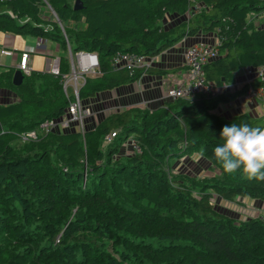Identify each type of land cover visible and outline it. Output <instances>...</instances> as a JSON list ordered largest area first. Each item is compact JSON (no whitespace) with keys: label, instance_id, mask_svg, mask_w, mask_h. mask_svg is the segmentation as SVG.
I'll return each mask as SVG.
<instances>
[{"label":"trees","instance_id":"trees-1","mask_svg":"<svg viewBox=\"0 0 264 264\" xmlns=\"http://www.w3.org/2000/svg\"><path fill=\"white\" fill-rule=\"evenodd\" d=\"M75 1L0 0V33L96 53L99 74L81 85V101L143 74L167 73L150 67L129 75L112 67L116 53L154 58L217 27L220 55L204 66L206 82L228 84L238 70L264 66V22L251 18L264 14V0H78L74 10ZM196 3L202 7L185 20ZM169 16L176 21L167 27ZM59 70L68 71L64 56ZM14 71L0 68V88L16 97L0 104V264H264V219L232 218L213 202L264 203V181L225 173L212 152L223 125L264 122L216 111L247 84L215 97L166 100L153 110L128 107L90 129L24 140L63 116L71 97L60 74L32 70L14 86ZM193 155L213 175L174 171V162Z\"/></svg>","mask_w":264,"mask_h":264},{"label":"crops","instance_id":"crops-1","mask_svg":"<svg viewBox=\"0 0 264 264\" xmlns=\"http://www.w3.org/2000/svg\"><path fill=\"white\" fill-rule=\"evenodd\" d=\"M261 16V15H260ZM254 23L264 22V19L251 16ZM184 19L186 20L185 16ZM176 21L174 16H169L168 21L165 25L174 24ZM13 34H2L0 33V68L1 66L13 67L16 70V65L19 61V57L22 53L26 52L29 55V64L34 71H43L52 73V71L59 70L60 59L64 55V58L68 61V51H63L60 49L59 44L45 40L43 47L37 49L35 44L38 39H34V43L30 42L31 37L21 36L20 46L14 44ZM24 37V39H23ZM214 32H198L195 36L183 38L180 42L172 46L171 48L165 50L160 55L154 57V62L151 68L166 70V74L155 75V74H143L141 78L131 84L123 85L117 87L111 91H103L97 93L93 98H87L82 100V107H85V101L98 100L97 111L102 114L108 112L119 111L126 109L128 107H139L147 108L153 110L163 105L167 100L165 98L166 89L175 83H180L186 74V66L183 60L184 50L196 43L211 44L216 39ZM18 49V51L16 49ZM5 52H10V55H6ZM18 52V53H17ZM38 55H42L43 58ZM70 70L68 63V71L61 74H67ZM259 71H262L264 76V66L261 68H243L238 70L233 81L228 84L232 87L231 91H240V89L245 86L248 82H257ZM24 77V76H23ZM71 94V91H69ZM16 100L15 94L10 90L0 88V104L11 103ZM94 110V109H93ZM92 108L89 111L93 113ZM216 111L221 115L229 118L233 115L240 113H246L250 117L262 118L264 119V102L261 100H251L246 101L241 96L228 102L221 103L217 106ZM77 124H72V128H76ZM62 132V130H60ZM256 202V201H254ZM263 204L261 202H256Z\"/></svg>","mask_w":264,"mask_h":264},{"label":"built area","instance_id":"built-area-1","mask_svg":"<svg viewBox=\"0 0 264 264\" xmlns=\"http://www.w3.org/2000/svg\"><path fill=\"white\" fill-rule=\"evenodd\" d=\"M202 6L198 3L192 4L186 14L185 18H191ZM220 27L214 31L216 40L211 44L196 43L188 46L183 52V60L186 66V74L180 83H175L169 86L165 91V98L167 100H175L178 98L191 99L197 94H205L207 96L215 97L223 92L231 91L232 87L227 83H222L219 86L213 83H208L205 80L204 66L216 59L219 54L221 40L218 38ZM43 39H38L35 48L43 47ZM68 63L70 70L66 74H61L58 70L52 71V74L59 75L62 91L66 96H70L69 104L66 113L58 119H51L42 122L36 131H30L21 136L22 139H36L38 133H49L51 131L70 130L72 124H77L76 129L83 130L84 118L91 115V111L83 108L81 100L78 97V91L86 78L94 77L99 74V61L97 54L87 51L72 52L67 44ZM10 55V52H5ZM154 58L135 53H116L111 60L112 67L115 69H126L129 75H132L136 70H143V72L152 67ZM16 69L20 70L23 76L29 75L32 72V67L29 64V55L24 52L20 55ZM259 71L257 79L259 85H252V81L247 83L246 91L241 95L246 101L261 100L264 102V76ZM71 89V94L69 92ZM111 134L110 136H113Z\"/></svg>","mask_w":264,"mask_h":264},{"label":"clouds","instance_id":"clouds-1","mask_svg":"<svg viewBox=\"0 0 264 264\" xmlns=\"http://www.w3.org/2000/svg\"><path fill=\"white\" fill-rule=\"evenodd\" d=\"M219 138L212 152L225 173L240 170L249 179L264 181V122L225 124Z\"/></svg>","mask_w":264,"mask_h":264},{"label":"rangeland","instance_id":"rangeland-1","mask_svg":"<svg viewBox=\"0 0 264 264\" xmlns=\"http://www.w3.org/2000/svg\"><path fill=\"white\" fill-rule=\"evenodd\" d=\"M260 18L264 19V14L259 16ZM260 22V21H259ZM14 37V44L16 46H20L21 36L18 35H11ZM24 39V37H23ZM36 39V38H34ZM30 42L34 43V40L30 38ZM16 49V48H15ZM18 51V49H16ZM18 53V52H17ZM60 56H64L59 53ZM39 57L43 58L42 55H38ZM71 91V89H69ZM83 101H81V104ZM100 101L92 100V101H85L84 105L87 109L92 108L93 113L90 116L84 118L83 123V130L90 129L95 127V125L107 114L111 113H100L97 111V104ZM115 111V110H114ZM76 125V124H75ZM77 128V127H76ZM68 129H71L69 127ZM67 130V129H66ZM207 162H205L202 158L198 155H193L192 157H184L177 162H174L172 168L174 171L186 173L193 176H200V177H208L213 175L212 172L207 170ZM213 202L215 203V209H217L220 213H223L232 218H240L246 219L248 217H260L264 219V203L259 204L250 200L249 198H237L235 201H226L218 197L213 198Z\"/></svg>","mask_w":264,"mask_h":264},{"label":"water","instance_id":"water-1","mask_svg":"<svg viewBox=\"0 0 264 264\" xmlns=\"http://www.w3.org/2000/svg\"><path fill=\"white\" fill-rule=\"evenodd\" d=\"M80 7H81V6H80L79 1L76 0V1L74 2L73 9H74V10H78V9H80ZM22 80H23V75H22L21 71L18 70V69H16V70L14 71V73H13V76H12V84H13L14 86H18V85L21 84Z\"/></svg>","mask_w":264,"mask_h":264}]
</instances>
